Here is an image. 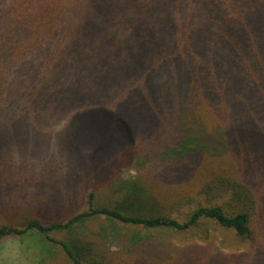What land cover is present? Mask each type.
Listing matches in <instances>:
<instances>
[{
  "label": "trees",
  "instance_id": "16d2710c",
  "mask_svg": "<svg viewBox=\"0 0 264 264\" xmlns=\"http://www.w3.org/2000/svg\"><path fill=\"white\" fill-rule=\"evenodd\" d=\"M263 27L264 0H0V193L15 216L29 203L36 212L23 227L0 225V241L32 237L42 264L57 247L68 264H112L90 244L52 235L102 216L148 232L212 222L248 246L225 252L135 233L127 242L149 256L134 252L131 264H264ZM93 120L112 134L92 178L139 159L147 173L170 162L163 175L180 177L197 168L202 146L226 138L237 174L206 187L225 193L232 210L198 207L179 222L125 181V206L95 207L88 194L87 211L62 221L76 137L50 154L48 135Z\"/></svg>",
  "mask_w": 264,
  "mask_h": 264
},
{
  "label": "rangeland",
  "instance_id": "374dc122",
  "mask_svg": "<svg viewBox=\"0 0 264 264\" xmlns=\"http://www.w3.org/2000/svg\"><path fill=\"white\" fill-rule=\"evenodd\" d=\"M261 34H264V27ZM99 121L102 120L99 119ZM50 133L48 135L52 151L50 154L57 152L61 154L69 140L75 137L77 139H72L75 143L72 145L74 151L73 153L69 152L71 162L77 166V168H72L71 174L73 175H70V178H73L74 181L75 191L70 197L71 211L61 216L62 221L67 220L68 215L73 214L72 211L74 213L87 211L88 194L93 195L95 207L111 209L121 205L125 206L127 201L123 197V191H121L122 183L125 181L137 182L147 191L151 201L156 204L154 207L159 213L166 214L179 222L185 220L187 215L198 207H210L217 204L222 205L228 212L232 210L231 207L224 204L228 201L224 197L225 193L216 189L210 191L206 187L207 184H215L217 181L220 182L221 179L227 178L228 172L230 175L231 173L237 174L233 163L227 158L233 150L229 149V143L224 137L216 139L218 143H215L212 147L207 144L204 147L202 146L200 152L203 154H201L197 168L191 173L183 174V177H174L173 174L171 176L163 175L166 166L171 165V163H163L159 160L153 165V169L147 165L150 168L147 173L139 159L125 164L119 161V163H116L115 161L112 167H105L103 173H96L95 177L92 178L95 168L109 158L107 144L112 134L111 129L93 120L87 124H78L69 129L57 128L50 131ZM213 136H217V133H213ZM148 162H151V160H148ZM145 163L147 164V161ZM61 172L62 175L69 174V169L64 168ZM160 172L164 178H161ZM70 178H65L60 186H64ZM82 178L85 180H82ZM6 196L5 193H0V225L15 221L17 226L23 227V220L26 219L28 214L32 217L36 213L32 203L23 205L24 208L15 216L12 207L9 208V206L3 204ZM14 202H19L17 196L13 197ZM38 214L42 215L41 213ZM254 225L257 226V224ZM135 233L152 236L155 241L158 239L165 240V243L167 241L174 245L188 244L193 241L199 243L212 242L225 252L243 250L249 244L237 238L233 231L218 227L212 222L202 223L200 228L183 232H148L140 230L138 227L109 221L103 216L76 227L70 232L55 233L52 238L64 242L70 241V243L77 242L79 245L90 244V247L95 248L98 253H106L112 264H131L130 259L133 258L131 254H134V252L144 254L145 258L149 256L142 252L140 248L137 249L131 246L130 242H127L126 239ZM40 248L38 242H35L32 237L2 240L0 241V264H42L40 262ZM53 253L52 256H48L47 264H68V260L59 247L55 248Z\"/></svg>",
  "mask_w": 264,
  "mask_h": 264
}]
</instances>
